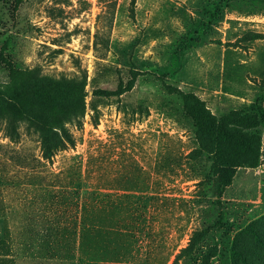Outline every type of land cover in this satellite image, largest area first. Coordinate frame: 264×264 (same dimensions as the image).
Listing matches in <instances>:
<instances>
[{"label": "rangeland", "instance_id": "374dc122", "mask_svg": "<svg viewBox=\"0 0 264 264\" xmlns=\"http://www.w3.org/2000/svg\"><path fill=\"white\" fill-rule=\"evenodd\" d=\"M132 77L130 91L103 94ZM164 84L193 94L217 119L254 103L264 112V0H0V236L5 216L12 239L3 264H79L76 247L65 251L71 242L51 250L44 232L49 219L73 225L75 196L68 207L24 176L84 165L89 144L114 134L137 160L162 166L153 188L178 198L156 216L160 256L185 247L207 216L209 264H230L234 241L242 258L264 264V120L256 168L236 169L221 191L207 187V170L197 185L184 164L194 127ZM41 124L74 148L41 160Z\"/></svg>", "mask_w": 264, "mask_h": 264}, {"label": "trees", "instance_id": "16d2710c", "mask_svg": "<svg viewBox=\"0 0 264 264\" xmlns=\"http://www.w3.org/2000/svg\"><path fill=\"white\" fill-rule=\"evenodd\" d=\"M134 81L132 77L113 94H103H124L133 88ZM163 87L167 93L179 97L184 114L193 124L195 146L184 157V164L192 180L198 181L197 185H203L205 176L202 173L207 170L211 177L207 180V187L216 184L217 190L221 191L230 184L236 169L256 168L259 165L261 137L258 127L264 120V112L257 103L217 119L193 94L182 93L167 84ZM41 131L40 159L47 163L52 162L59 152L75 146L67 135L55 133L45 124H41ZM112 138L106 142L92 141L84 165L71 163L55 174H25L24 178L39 180L33 182L36 183L34 186L47 185L48 188L42 190L52 198L58 191L56 194L61 196V202L68 207L72 195L77 200V218L70 228H59L57 222L49 219L50 226L44 232L52 240H46L49 243L45 245L50 246L51 250L64 251L67 242H71L72 249L65 251L72 252L76 247L79 264H165L171 257L173 263L184 258L189 264H209L212 249H205L209 230L206 226L207 216L190 232L185 247L177 250V253L173 248L170 253L160 256L159 248L164 249L165 246L164 227L157 228L156 216L178 198L172 194L161 195L154 190L151 175L159 172L162 166L155 167L150 161L141 162L134 154L127 152L122 134H114ZM114 138L119 143H113ZM115 144L123 149L115 151L118 149ZM215 203L219 205V199ZM182 211L189 214L185 208ZM2 218L4 226L0 236V256L5 258L12 239L6 218ZM181 239L180 236L178 241ZM53 242L55 245L50 244ZM257 244L264 247L261 241H257ZM59 246L64 249H58ZM192 256L197 258L193 259ZM229 258L230 264H251L242 258L235 241L229 249ZM0 262L3 264L6 261L1 259Z\"/></svg>", "mask_w": 264, "mask_h": 264}]
</instances>
